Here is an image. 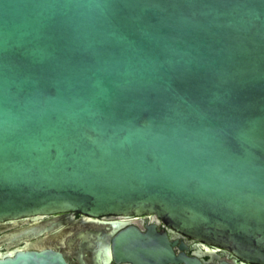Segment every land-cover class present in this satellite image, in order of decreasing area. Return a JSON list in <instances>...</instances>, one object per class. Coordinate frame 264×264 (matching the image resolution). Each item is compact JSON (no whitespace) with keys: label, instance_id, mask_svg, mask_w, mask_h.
<instances>
[{"label":"water","instance_id":"obj_1","mask_svg":"<svg viewBox=\"0 0 264 264\" xmlns=\"http://www.w3.org/2000/svg\"><path fill=\"white\" fill-rule=\"evenodd\" d=\"M62 213L264 264V0H0V222Z\"/></svg>","mask_w":264,"mask_h":264},{"label":"flooded vegetation","instance_id":"obj_2","mask_svg":"<svg viewBox=\"0 0 264 264\" xmlns=\"http://www.w3.org/2000/svg\"><path fill=\"white\" fill-rule=\"evenodd\" d=\"M93 220L62 213L0 222V263L30 253L52 255L45 264H252L231 249L179 232L155 214ZM121 222L125 225L118 226ZM120 237L131 242L120 245Z\"/></svg>","mask_w":264,"mask_h":264}]
</instances>
